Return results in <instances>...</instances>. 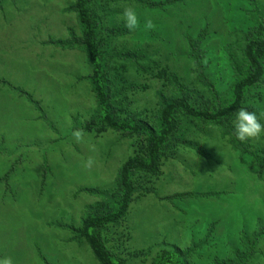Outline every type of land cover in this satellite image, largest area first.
<instances>
[{
	"label": "rangeland",
	"instance_id": "374dc122",
	"mask_svg": "<svg viewBox=\"0 0 264 264\" xmlns=\"http://www.w3.org/2000/svg\"><path fill=\"white\" fill-rule=\"evenodd\" d=\"M74 2L0 0V81L8 83L0 82V257L14 264H98L85 240L74 237L89 205L101 199L86 189H114L134 151L133 138L82 129L98 105L87 78L91 63L79 47L65 46L80 36ZM254 4L264 0H174L164 9L115 1L107 21L122 28L105 36L128 110H146L154 119L161 92L170 95L171 74L206 101L227 100ZM128 7L139 14L134 31L123 17ZM99 12L105 15L102 7ZM202 34L197 61L191 43ZM139 49L158 61L144 73L126 58ZM245 107L264 113V85L251 90ZM247 146L241 152L217 126L193 125L160 175L137 176L140 188L126 219L103 231L107 245L128 264H152L165 248L194 247L191 264H211L233 247L243 251V235L264 228V174L256 160L264 159V135ZM256 249L249 264H264V241Z\"/></svg>",
	"mask_w": 264,
	"mask_h": 264
},
{
	"label": "trees",
	"instance_id": "16d2710c",
	"mask_svg": "<svg viewBox=\"0 0 264 264\" xmlns=\"http://www.w3.org/2000/svg\"><path fill=\"white\" fill-rule=\"evenodd\" d=\"M102 1L104 3L100 7L105 15H101L100 7H97V4ZM109 1L112 0H75L70 9L76 12L80 36L70 38L65 46L79 47L92 65V73L87 78L96 98L98 110L91 118L82 122V129L97 133L112 130L123 137L133 138L134 151L121 165L114 189L109 191L86 189L101 199L89 205L88 213L82 220V226L75 230L74 237L85 240L98 264H128L125 258L107 245L103 231L109 225L119 224L126 219L135 194L140 188L136 181L137 176L160 175L164 161L173 156L179 146L187 144L188 132L193 125L217 126L224 136L229 137V141L236 149L248 152L246 147L249 140L241 142L236 139L233 120L236 110L242 106L245 107L251 90L258 85H264V6L254 4V8L250 11L254 25L245 36L243 64L237 69L238 74L230 87V96L228 95L227 100L219 99L218 91L213 84H210L208 86L216 95L217 103L206 101L202 99L203 94L192 89L188 83L176 77V74H171L167 77L170 83V95L161 92L160 105L154 119L150 120L148 116H144L146 110H128L129 107L123 100L126 88L120 81L122 75L116 73L115 65L112 66L114 60L107 51L110 43L106 41L105 35L107 34L109 38L118 36L122 28L115 27L114 18L111 22L107 21L108 12L115 1L128 3L129 0H113L112 4H109ZM173 1L134 0L135 3L152 9H164ZM203 36L204 34L196 43H191L192 54L197 61ZM63 43L61 42L62 45ZM129 52L131 54L126 55L127 61L139 72L142 70L144 73L149 67L158 64L150 53H145L142 49ZM126 65H122L123 68L126 69ZM202 77L203 75H199L201 81ZM1 82L7 83L5 80ZM19 91L27 95L32 103L40 106V101H36L30 93L22 88ZM256 160L260 163L258 170L262 176L264 174L262 160L264 159L257 155ZM211 227L209 236L214 231V226ZM263 241L264 228L258 227L251 236L246 233L243 235L242 244L245 247L243 251L233 247L228 257L216 256L211 264H249L257 251V245ZM197 246L200 248L203 245ZM193 249L194 247L184 250L165 248L154 256L152 264H191Z\"/></svg>",
	"mask_w": 264,
	"mask_h": 264
},
{
	"label": "clouds",
	"instance_id": "9594fccd",
	"mask_svg": "<svg viewBox=\"0 0 264 264\" xmlns=\"http://www.w3.org/2000/svg\"><path fill=\"white\" fill-rule=\"evenodd\" d=\"M123 17L129 31L137 30L139 27V14L133 7L125 8ZM145 27L151 29L153 27L151 21L147 22ZM264 113L257 114L256 111L249 110L246 107H240L235 112L233 120L234 134L236 139L241 142L251 138H257L264 135ZM79 139V134H77ZM0 264H14L12 257H0Z\"/></svg>",
	"mask_w": 264,
	"mask_h": 264
},
{
	"label": "crops",
	"instance_id": "0c3cea01",
	"mask_svg": "<svg viewBox=\"0 0 264 264\" xmlns=\"http://www.w3.org/2000/svg\"><path fill=\"white\" fill-rule=\"evenodd\" d=\"M1 82V81H0Z\"/></svg>",
	"mask_w": 264,
	"mask_h": 264
}]
</instances>
